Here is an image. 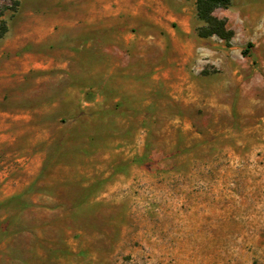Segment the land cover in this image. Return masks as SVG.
<instances>
[{
	"label": "rangeland",
	"instance_id": "obj_1",
	"mask_svg": "<svg viewBox=\"0 0 264 264\" xmlns=\"http://www.w3.org/2000/svg\"><path fill=\"white\" fill-rule=\"evenodd\" d=\"M232 2L226 44L192 0H0V264H264V0Z\"/></svg>",
	"mask_w": 264,
	"mask_h": 264
},
{
	"label": "trees",
	"instance_id": "obj_2",
	"mask_svg": "<svg viewBox=\"0 0 264 264\" xmlns=\"http://www.w3.org/2000/svg\"><path fill=\"white\" fill-rule=\"evenodd\" d=\"M233 0H196V16L203 23L197 29L199 38L216 37L228 44L234 36L232 30L227 26V21L224 18H217L214 13L217 10H226L229 8ZM16 4V2H15ZM5 28L2 27L0 37L5 33ZM248 44L247 47H250ZM246 51H243L245 55Z\"/></svg>",
	"mask_w": 264,
	"mask_h": 264
},
{
	"label": "crops",
	"instance_id": "obj_3",
	"mask_svg": "<svg viewBox=\"0 0 264 264\" xmlns=\"http://www.w3.org/2000/svg\"><path fill=\"white\" fill-rule=\"evenodd\" d=\"M192 3H193V7H192L191 14H192V18H193V16L195 15L193 12H194V8H195L194 4L196 3V0H192ZM183 11H184V13H183ZM174 16L178 20L181 31L184 32L185 35H188L190 33L189 27H190L191 20L186 15L185 10H182V12L179 10L178 13ZM175 41H177V40H175Z\"/></svg>",
	"mask_w": 264,
	"mask_h": 264
}]
</instances>
